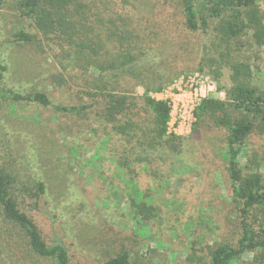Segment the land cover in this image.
I'll return each instance as SVG.
<instances>
[{
	"label": "rangeland",
	"instance_id": "obj_1",
	"mask_svg": "<svg viewBox=\"0 0 264 264\" xmlns=\"http://www.w3.org/2000/svg\"><path fill=\"white\" fill-rule=\"evenodd\" d=\"M127 1H97L123 15L116 20L117 26L110 22L108 28H124L142 42V62L133 68L134 74L120 80L121 87L116 90L129 89L143 96L146 86L162 87V91L149 94L162 100L181 82L190 85V80L203 76L214 85L216 92L210 97L225 100V88L231 86L230 67L222 64L219 80L208 67L200 71L207 56H216L218 41L213 35L189 30L176 0ZM258 4L264 13V0ZM13 5L10 0H0V66L6 67L0 87L21 93L45 92L55 104L91 102L85 95L89 88L86 80L98 71L87 66L84 57L77 60L76 45L68 57L54 34L38 32L33 20ZM123 24L127 26L120 29ZM22 30L36 34V39L18 41L16 36ZM97 32H101L99 27ZM114 46L110 47L112 53ZM231 47L232 57L251 64L253 85L264 89V46L256 45L250 36H241ZM5 105L0 113V163L14 160L25 178H41L47 183V193L38 204L46 219L43 226L50 240L66 245L74 264H101L123 251L141 264H207L217 243H235L240 219L232 206L225 130L196 132L192 128L188 135L168 133L181 138L179 149L174 152L163 147L154 153L167 163L161 164L160 171L141 164L133 181L112 159L118 136L95 114L74 119L38 105L23 104L14 110ZM141 123L140 135L154 127L151 116L142 117ZM254 142L261 144L258 137ZM131 145H136L135 141ZM247 153L245 149L242 165L247 163ZM34 154L49 158V164L42 165L41 158L33 159ZM31 161L34 164L30 165ZM156 168L159 170L158 165ZM48 170L51 174L45 175ZM138 190L152 199L150 204L157 210L149 219L133 212L132 198L136 199ZM252 258V254L246 255L241 263Z\"/></svg>",
	"mask_w": 264,
	"mask_h": 264
},
{
	"label": "trees",
	"instance_id": "obj_2",
	"mask_svg": "<svg viewBox=\"0 0 264 264\" xmlns=\"http://www.w3.org/2000/svg\"><path fill=\"white\" fill-rule=\"evenodd\" d=\"M10 1L22 16L33 20L38 32L44 36L54 34L68 57H72L73 45H76L79 49L77 60L84 57L86 65L98 74L86 80L89 88L85 95L91 102L75 105L55 104L45 92L21 93L7 86L0 87V113L5 104L13 110L24 104L51 108L57 114L74 119L95 114L99 121L111 125V131L118 136L116 155L112 159L116 160V167L123 175L136 181L138 167L145 163L148 169L160 171L161 164L167 163L166 158L160 159L159 154L154 153L163 147L176 152L181 138L167 135L170 120L167 102L149 95L162 91V87L146 86L143 96L129 89L116 90L121 87L120 80L134 74L133 68L142 62L140 37L125 30L123 27L127 24L119 27L123 31L107 27L110 22L116 25V20H121L123 15L104 5L107 0H100L104 8L98 4L99 0ZM120 1L128 4L127 0ZM176 3L183 11L189 30H202L218 41L214 47L216 56H207L200 64V71L208 67L219 80L223 63L231 69V86L225 88L226 99L203 100L196 109L193 127L196 132L201 129L227 132L226 159L232 206L240 219L235 243H217L211 249L207 264H264V89L253 85L251 64L232 57L231 47L241 36H250L256 45L264 46V13L258 0H176ZM92 18L98 21L100 34ZM16 37L20 42L30 43L36 39V34L22 30ZM114 43L115 52L112 53L110 47ZM0 71L1 81L6 67L1 65ZM144 116H151L154 127L149 133L140 135ZM257 137L262 145L255 144ZM133 141L136 145H131ZM245 149H248L247 163L242 165L240 159ZM37 157L41 158L42 165L50 162L42 154L33 155V159ZM95 157L99 158L100 154L95 153ZM46 174H51V170L45 171ZM25 177L14 160L13 163H0V264H74L66 245L50 240L45 232L46 219L38 204L47 193V183L41 178L32 181ZM137 193L136 199L130 195L133 212L137 217H153L157 210L150 204L152 199L141 190ZM250 254L253 258L241 263L243 257ZM101 264L141 263L123 251Z\"/></svg>",
	"mask_w": 264,
	"mask_h": 264
},
{
	"label": "built area",
	"instance_id": "obj_3",
	"mask_svg": "<svg viewBox=\"0 0 264 264\" xmlns=\"http://www.w3.org/2000/svg\"><path fill=\"white\" fill-rule=\"evenodd\" d=\"M197 77L198 80L195 78L190 80V85L184 86L181 82L172 94L166 96L168 95L166 93V98H162L170 108L169 134L188 135L196 122V109L203 100L210 98L211 94L216 92L211 80L204 79L203 76Z\"/></svg>",
	"mask_w": 264,
	"mask_h": 264
}]
</instances>
